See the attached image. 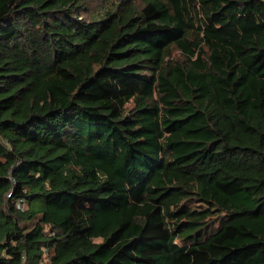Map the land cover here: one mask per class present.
Returning a JSON list of instances; mask_svg holds the SVG:
<instances>
[{"label": "trees", "instance_id": "obj_1", "mask_svg": "<svg viewBox=\"0 0 264 264\" xmlns=\"http://www.w3.org/2000/svg\"><path fill=\"white\" fill-rule=\"evenodd\" d=\"M89 2L0 0V264H264V0Z\"/></svg>", "mask_w": 264, "mask_h": 264}, {"label": "rangeland", "instance_id": "obj_2", "mask_svg": "<svg viewBox=\"0 0 264 264\" xmlns=\"http://www.w3.org/2000/svg\"><path fill=\"white\" fill-rule=\"evenodd\" d=\"M118 0H90L89 7L92 10H96L97 15L103 14L106 10L113 8L117 4ZM181 56V52L178 49L173 50V57L179 58Z\"/></svg>", "mask_w": 264, "mask_h": 264}, {"label": "built area", "instance_id": "obj_3", "mask_svg": "<svg viewBox=\"0 0 264 264\" xmlns=\"http://www.w3.org/2000/svg\"><path fill=\"white\" fill-rule=\"evenodd\" d=\"M20 204V203H19Z\"/></svg>", "mask_w": 264, "mask_h": 264}]
</instances>
